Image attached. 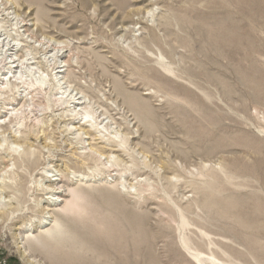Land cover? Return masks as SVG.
I'll list each match as a JSON object with an SVG mask.
<instances>
[{
  "label": "rangeland",
  "instance_id": "374dc122",
  "mask_svg": "<svg viewBox=\"0 0 264 264\" xmlns=\"http://www.w3.org/2000/svg\"><path fill=\"white\" fill-rule=\"evenodd\" d=\"M263 8L0 0V264L119 263L70 231L121 218L112 196L141 221L146 264H264ZM213 24L233 47L208 44ZM54 189L75 200L51 207Z\"/></svg>",
  "mask_w": 264,
  "mask_h": 264
},
{
  "label": "bare ground",
  "instance_id": "6f19581e",
  "mask_svg": "<svg viewBox=\"0 0 264 264\" xmlns=\"http://www.w3.org/2000/svg\"><path fill=\"white\" fill-rule=\"evenodd\" d=\"M220 1V0H219ZM211 2V1H210ZM209 2V4H210ZM213 2V1H212ZM218 2V1H217ZM221 3V2H220ZM224 3V2H223ZM222 3V4H223ZM211 5V4H210ZM216 7V6H215ZM208 8V7H207ZM206 8V9H207ZM212 8V7H211ZM217 8V7H216ZM222 8V7H221ZM224 8V7H223ZM233 8V7H232ZM202 9V8H201ZM200 9V10H201ZM264 9V8H263ZM232 10V9H231ZM201 12V11H200ZM199 12V13H200ZM203 12V11H202ZM237 12V11H236ZM234 13V12H233ZM209 14V13H208ZM142 15V14H141ZM199 15V14H198ZM202 15V13H201ZM222 15V13H221ZM6 19V18H5ZM216 20H218V18H216ZM216 24V23H215ZM208 25L207 27V36H208V44L211 46V47H215L216 49H221V50H224V49H227V48H231L233 47V39L231 41H228V42H225L223 41L224 40V37H225V34L222 32L221 29H219V27H214V25ZM129 29V28H128ZM38 31V30H37ZM31 33V32H30ZM35 33V32H34ZM39 35V34H38ZM16 36V35H15ZM11 38V37H10ZM0 39H1V36H0ZM49 39V38H48ZM176 39V38H175ZM45 41V40H44ZM1 43V41H0ZM41 43V42H40ZM43 43V42H42ZM73 49V48H72ZM70 51V50H69ZM11 53V54H9ZM14 55V48H11L8 50V52L6 53V57L3 59L5 61H8V59L11 61L14 60V58L12 57ZM55 55V54H54ZM9 56V57H8ZM18 56V55H17ZM8 57V59H6ZM2 58V57H0ZM2 60V61H3ZM144 60V59H143ZM53 61V60H52ZM2 63V62H1ZM45 63V62H44ZM55 63V62H54ZM17 62L16 61H13L12 63H9L8 66L9 67V72L10 73H13L14 70H17V69H20L18 65H16ZM42 64V63H41ZM155 64V63H154ZM14 65V66H12ZM180 65V64H179ZM133 68V67H132ZM156 69V68H155ZM29 70V69H28ZM63 70V69H62ZM159 70V69H158ZM49 71V70H48ZM155 72L157 70H154ZM153 71V72H154ZM161 71V70H160ZM64 72V71H63ZM152 72V73H153ZM144 73V72H143ZM162 73V72H160ZM159 73V74H160ZM55 74V73H54ZM158 74V73H156ZM164 74V73H163ZM153 75V74H152ZM162 75V74H161ZM160 76V75H159ZM155 76V73L153 75V78ZM158 77V76H157ZM23 78V77H22ZM160 78V77H159ZM162 78V81H163V78L164 75L161 77ZM167 80V78H165ZM164 79V82H167L168 81H165ZM22 80V79H21ZM160 81V80H158ZM157 81V82H158ZM173 81V80H172ZM8 82V81H7ZM119 82V81H118ZM162 82V83H164ZM169 83V82H168ZM159 84V83H158ZM161 84V83H160ZM165 84V83H164ZM166 86V85H164ZM163 84H162V87H164ZM168 86V85H167ZM180 85H178L179 87ZM24 88V87H23ZM166 88V87H164ZM184 89V88H183ZM1 91V90H0ZM58 92V91H57ZM165 92V91H164ZM123 93V92H122ZM137 94V93H136ZM176 98V97H175ZM72 100V99H71ZM9 103V102H8ZM179 105V104H178ZM176 105L178 108L180 107V105L178 106ZM130 106H131V109L132 111L131 112H134V115L137 117L138 120L141 119L140 117V113H144L143 112V106L140 105L139 103L136 104V103H130ZM175 106V107H176ZM182 106V105H181ZM1 107V106H0ZM185 107V105H184ZM183 107V108H184ZM186 108V107H185ZM206 108V107H205ZM73 109V108H72ZM182 109V107L180 108ZM186 110V109H185ZM44 111V110H43ZM151 111V110H150ZM50 112V111H49ZM29 113V112H28ZM141 114V115H142ZM179 114V113H178ZM185 114V113H184ZM16 115V113L14 114ZM89 115V114H88ZM148 115V114H147ZM145 118V117H144ZM16 120V119H15ZM85 120V119H84ZM144 120V119H143ZM30 121V120H29ZM150 121V120H149ZM57 128V127H56ZM34 138V137H33ZM58 138V137H57ZM56 157V156H55ZM47 160V159H46ZM5 163V162H4ZM79 169V168H78ZM19 172V171H18ZM60 182L62 183V180H55V182ZM51 183L54 182V181H50ZM52 185V184H51ZM56 185V184H53V186ZM60 189H64V188H60ZM47 191V190H46ZM51 192V193H50ZM66 193H69L70 191L68 190H65V191H57V190H52V191H49V195H53V197H58V199L56 200H52L53 204L51 205L54 206L57 205L58 203H63L64 200H62V196H58V195H61V194H65ZM71 195L74 197L73 199L75 200V194L70 192ZM57 195V196H56ZM65 197H67L68 195L65 194L64 195ZM109 205L111 207H121V205L118 203V201L116 200V198H114L112 196L111 200L109 199L108 202H110ZM107 203V202H106ZM119 205V206H118ZM233 205V204H232ZM70 206V205H69ZM72 206V205H71ZM108 206V205H107ZM231 206V205H230ZM73 207V206H72ZM71 207V208H72ZM119 207L120 210H122V212H120L122 214V217L119 218V219H109L108 217H104L102 220L96 222L95 219L93 220V217H86L85 219H83L81 222V225L78 227H73L70 231L71 233L73 234V236H75V240L78 244H80V246L83 245V247L85 246H94L95 248H97L98 250H103L105 254H101L102 257L106 258V253L109 248H112V249H115L117 251H121V253L119 252V255H115V258L117 259V261L119 263L117 264H146L145 263V260H143L141 258L140 260V251H141V248L144 246V243H146L145 241V232L143 231V226L141 224V221H137L134 217H132L129 213H127L125 211V209H122ZM69 208V209H71ZM75 208V206L73 207ZM106 209V208H105ZM118 209V210H119ZM42 210V209H41ZM115 210V209H114ZM113 210V211H114ZM117 210V211H118ZM119 210V211H120ZM102 211V210H101ZM108 210H106V213ZM65 212V211H64ZM40 213V212H39ZM72 213V212H71ZM111 213V211H110ZM114 213V212H113ZM50 214V213H49ZM91 214V213H90ZM99 214V213H98ZM104 214V212H103ZM115 214V213H114ZM76 213L74 212V214H68V213H61L60 216H62L63 218H65L66 220L68 221H75V216ZM92 215V214H91ZM110 215V214H109ZM75 216V217H74ZM111 216V215H110ZM103 217V215L101 216ZM100 217V219H101ZM50 218V217H49ZM52 218V217H51ZM114 218V217H112ZM75 219V220H74ZM54 232V233H53ZM51 233H45L44 235H41L38 240L40 242H45V241H52V240H55V239H58L60 238V236L62 234H64L65 232L63 231H59V230H55ZM35 244V243H34ZM130 244V252L127 251V245ZM124 246H126V248H124ZM100 251V252H101ZM123 252L126 253L125 255H123ZM123 259V260H121ZM38 261V260H37ZM148 261V260H147ZM100 262V261H99ZM149 262V261H148Z\"/></svg>",
  "mask_w": 264,
  "mask_h": 264
}]
</instances>
